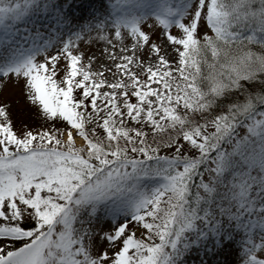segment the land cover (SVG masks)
Instances as JSON below:
<instances>
[{"label":"snow or ice","instance_id":"snow-or-ice-1","mask_svg":"<svg viewBox=\"0 0 264 264\" xmlns=\"http://www.w3.org/2000/svg\"><path fill=\"white\" fill-rule=\"evenodd\" d=\"M80 7L0 0V264H264V0Z\"/></svg>","mask_w":264,"mask_h":264},{"label":"rangeland","instance_id":"rangeland-1","mask_svg":"<svg viewBox=\"0 0 264 264\" xmlns=\"http://www.w3.org/2000/svg\"><path fill=\"white\" fill-rule=\"evenodd\" d=\"M97 0H73V4H79L81 5L80 8H74L73 10L78 11H82L84 12L83 15L81 14H77V15H81V18H86L88 17V13L89 10L91 9L92 5L94 3H96ZM81 13V12H80ZM6 95H8L7 92H5L4 94H0V99H3ZM13 100V115H14V119L15 120H27L29 121V123H31V119H30V113H31V109L28 108V106L25 104L24 100H23V96L19 91V88L17 87L15 92L11 95L10 97ZM18 101V102H17ZM222 260L224 259H232V257H224L221 256L220 257ZM201 257L198 253L197 250H193L187 257V262L186 264H199Z\"/></svg>","mask_w":264,"mask_h":264},{"label":"bare ground","instance_id":"bare-ground-1","mask_svg":"<svg viewBox=\"0 0 264 264\" xmlns=\"http://www.w3.org/2000/svg\"><path fill=\"white\" fill-rule=\"evenodd\" d=\"M73 12H74V14H76V15H77L78 13L81 14V15H83V13H84V12H82V11H78V12H77L76 10H73ZM80 12H81V13H80Z\"/></svg>","mask_w":264,"mask_h":264}]
</instances>
